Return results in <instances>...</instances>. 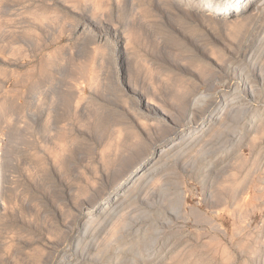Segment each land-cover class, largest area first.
<instances>
[{
    "label": "rangeland",
    "instance_id": "rangeland-1",
    "mask_svg": "<svg viewBox=\"0 0 264 264\" xmlns=\"http://www.w3.org/2000/svg\"><path fill=\"white\" fill-rule=\"evenodd\" d=\"M204 2L0 0V264H264V13ZM236 96L247 112L195 138Z\"/></svg>",
    "mask_w": 264,
    "mask_h": 264
},
{
    "label": "bare ground",
    "instance_id": "bare-ground-1",
    "mask_svg": "<svg viewBox=\"0 0 264 264\" xmlns=\"http://www.w3.org/2000/svg\"><path fill=\"white\" fill-rule=\"evenodd\" d=\"M160 1V0H159ZM172 2H173V4L175 3V4H177V5H180V4H182V2H183V4H189V2L190 1H192V0H189V2L187 3V2H185V0H171ZM206 2H204V4H203V8L204 7H206V8H209V7H211L212 8V12L211 13H208V14H206V17H210L211 19H215V18H217V19H223V20H227L228 18V16H235V15H237V13L239 12L240 13V15H241V13H243V12H245V10H246V16L244 17V18H246V20H248L249 21V19L251 20V19H255L257 16H261L263 13H264V0H221L219 3H216L215 1H213V0H205ZM218 2V1H217ZM171 3V2H170ZM187 7V6H186ZM248 8V9H247ZM202 10V9H201ZM238 13V14H239ZM203 14V13H202ZM245 14V13H244ZM196 15H198V16H200L201 15V13L200 14H198V13H196ZM239 15V16H240ZM203 16H205V15H203ZM201 17H202V15H201ZM229 18H231V17H229ZM262 18V17H261ZM200 19H203V18H200ZM238 19V18H237ZM216 20V19H215ZM236 20V19H235ZM218 22H219V20H218ZM243 22H244V20H243ZM242 22V23H243ZM245 22H247V21H245ZM255 22V21H254ZM222 23V22H221ZM241 23V22H240ZM257 23V22H256ZM216 24V23H215ZM236 24V23H235ZM238 24V23H237ZM235 25V26H239V24L238 25ZM245 24V23H244ZM258 24V23H257ZM221 25V24H220ZM227 25V24H226ZM263 26V25H262ZM241 27V26H240ZM242 27H243V25H242ZM241 27V28H242ZM253 27V26H252ZM239 28V27H238ZM240 28V29H241ZM234 29V28H233ZM240 29H237V31L238 30H240ZM235 30H236V28H235ZM242 30V29H241ZM241 30H240V32H241ZM236 31V33H238ZM242 32H243V30H242ZM241 32V33H242ZM233 34L232 35H234L233 36V39L236 37V36H239L240 35V33H239V35L237 34V35H235L234 33L235 32H232ZM252 34H253V32H252ZM260 34V33H259ZM231 37V36H230ZM263 37H264V35H263ZM232 39V40H233ZM261 44V46L260 47H262L263 46V44H262V42L260 43ZM248 49V48H247ZM259 50V49H258ZM263 50V49H262ZM120 51V50H119ZM246 51H248V50H246ZM253 51V50H252ZM264 51V50H263ZM246 53V52H245ZM250 53H251V51H250ZM249 55V54H248ZM253 56V55H252ZM252 56H250L251 58H252ZM249 57V56H248ZM247 57V58H248ZM263 58H264V56H263ZM251 60V59H250ZM257 60V59H256ZM260 60V59H259ZM258 60V61H259ZM252 62H254V61H252ZM256 62V61H255ZM261 62V65L260 66H262V64H264V62H262V60L260 61ZM259 66V65H258ZM260 68V70H261V67H259ZM264 70V69H263ZM243 72V71H242ZM245 73V72H244ZM264 75V72H262V76ZM261 76V75H260ZM250 77V76H249ZM263 78L264 77H262V80H263ZM246 79V78H245ZM237 84V83H236ZM251 85V84H250ZM235 87L239 90H241V91H243V90H245V89H247V87H248V83H247V81H245L244 79L243 80H240V82L237 84V85H235ZM251 87V86H250ZM249 87V89H252V88H250ZM236 89V90H237ZM248 89V90H249ZM233 90H235L234 89V87H233ZM246 92V91H245ZM244 92V93H245ZM235 93V92H234ZM234 93H232V94H234ZM180 95V94H179ZM237 95V94H236ZM238 96H240V95H238ZM241 98V97H240ZM223 98L222 97H220V99H217V100H215V101H213L212 103H210L208 106V110H210V114H209V117L207 116V117H205V118H201L198 122H196V124L194 123L192 126H195L196 127V129L198 128H200V131H198V132H196L195 133V135H196V137L195 138H200L203 134H205V133H207V131H209L210 133L209 134H211V132H212V130H214L215 132H216V130H217V128L219 127V128H221L222 130L224 129V126L222 125L223 123H225L227 120H225L222 124H221V121H222V118L223 117H225L227 114H228V116H231L230 114L232 113V112H234V111H236V112H238L237 110H240L241 112H239V113H242V115H244V113H246L247 111H243V109H241L242 107H241V105H239V106H237V104L239 103V100H238V97L236 96V97H233L230 101H227V100H222ZM194 100V105L196 104L197 105V103L198 104H202V105H204L205 104V102H206V99H205V97H203L202 95H199L198 97H196L195 99H193ZM224 102V104H222V105H224L223 106V111H221V114H220V112L219 111H216V106H217V104L218 103H220V102ZM138 102V101H137ZM193 105V106H194ZM233 105H236V106H233ZM205 108V107H204ZM207 108V107H206ZM188 112V111H187ZM222 112H223V114H222ZM236 112H234V114L236 113ZM238 113V114H239ZM233 114V113H232ZM237 114V115H238ZM262 114V113H261ZM241 115V114H240ZM239 116V115H238ZM232 117V116H231ZM237 117V116H236ZM241 117H243V116H241ZM227 118V117H226ZM238 118H240V117H238ZM237 118V119H238ZM231 119V118H230ZM233 119V118H232ZM241 119V118H240ZM230 121V120H229ZM237 122V121H236ZM226 125H227V123H225ZM249 124V123H248ZM217 127H216V126ZM216 127V128H215ZM226 127V126H225ZM236 127V126H235ZM254 127V126H253ZM221 129H219V130H217L218 132H216V133H218V135H219V133H221ZM251 129V128H250ZM254 130V129H253ZM252 130V131H253ZM254 132V131H253ZM199 133H201L200 135H198ZM213 134V133H212ZM190 135H192V134H184L183 136H181V137H179V138H177V139H175V140H173L172 142H170V143H168V145L167 146H163V147H161V148H159L158 150H156V151H154L151 155H149V156H147L145 159H143L139 164H138V168H136V170H137V172L136 171H132L131 173H130V175L125 179V180H123V181H121V182H119L115 187H113L112 188V190H111V192L110 193H108L107 195H106V197L104 198V204H102V205H104V206H99L98 204L96 205V206H94V207H91L89 210H88V212H85V213H83V214H81V220H83V222H84V224L83 225H80V226H82V229L83 230H87V227H88V224L90 223L89 221L91 220V222H92V220H95L94 218L96 217H98L99 215H101L102 214V212H105V213H110L117 205H119V204H121L124 200H125V197H126V189L128 188V186L130 187V185L131 184H133V182H136L137 180H140V179H142V178H148L149 177V175H150V173H151V171L153 170L152 169V167L155 165V163L161 158V157H163V156H165L166 154H167V152L170 150V149H173L175 146H177L178 144H180L181 142H183V140H185V139H187ZM255 136V135H254ZM190 139H191V136H190ZM194 139V138H193ZM192 139V140H193ZM182 140V141H181ZM198 140V139H197ZM226 141V140H225ZM232 142V141H231ZM222 144V143H221ZM226 144V143H225ZM188 145V144H187ZM220 146V145H219ZM212 148V147H211ZM231 149V148H230ZM230 149L229 148H227V150H229V151H227L226 152V155L227 154H230L232 151H230ZM177 150V149H176ZM198 150H200V149H198ZM225 151V150H224ZM150 152V151H149ZM183 153V152H182ZM224 154V153H223ZM172 155V154H171ZM142 159V158H141ZM160 161V160H159ZM166 164V163H165ZM212 165V164H211ZM157 167V166H156ZM152 169V170H151ZM136 172V173H135ZM135 173V174H134ZM138 174H139V177H138ZM152 174V173H151ZM155 174V173H154ZM1 179H2V172H1V169H0V187H1ZM152 180V179H151ZM130 181H132L131 182V184H130ZM137 183H139L138 181H137ZM146 183V182H145ZM134 186V185H133ZM134 190V189H133ZM129 191V190H128ZM113 192V193H112ZM234 192V191H233ZM113 194V196H114V198H111V196L109 195V194ZM132 192H130V194H131ZM127 199V198H126ZM127 203V202H126ZM1 206V205H0ZM105 210H107V211H105ZM110 211V212H109ZM101 213V214H100ZM102 216V215H101ZM115 216V215H114ZM117 217H119V216H117ZM121 217V216H120ZM124 217V216H123ZM123 217H122V219H123ZM102 218V217H101ZM126 218V217H125ZM118 219V218H117ZM121 218H120V220H122ZM98 220V219H97ZM116 222H117V220H115ZM114 221V222H115ZM82 222V223H83ZM89 222V223H88ZM99 222V221H98ZM103 222V221H102ZM122 222V221H121ZM127 222V221H126ZM125 222H123V224H124ZM92 224V223H91ZM118 224H119V222H118ZM126 224V223H125ZM90 225V224H89ZM98 225V224H97ZM96 225V226H97ZM100 225V224H99ZM117 226V225H116ZM124 226V225H123ZM93 227V226H92ZM118 227V226H117ZM118 228H120V226L118 227ZM124 228V227H123ZM81 229V230H82ZM121 229V228H120ZM114 230V229H113ZM119 230V229H118ZM118 230H117V232H118ZM110 231V230H109ZM121 231V230H120ZM119 231V232H120ZM85 232V231H84ZM116 232V233H117ZM140 232V231H139ZM73 233V232H72ZM105 233V232H104ZM108 235V234H107ZM116 235V234H115ZM72 236V235H71ZM78 236V235H77ZM113 236H114V234H113ZM117 236V235H116ZM73 237V236H72ZM76 237V236H75ZM78 237H80V236H78ZM76 239V238H75ZM110 240H112V238L110 239ZM75 241V240H74ZM68 242V241H67ZM107 242V241H106ZM111 242V241H110ZM69 243V242H68ZM81 243V242H80ZM79 243V244H80ZM108 243V242H107ZM78 244V243H77ZM76 244V245H77ZM78 246V245H77ZM80 247V246H79ZM69 248H70V246H69ZM83 249H85V248H83ZM63 251H65V250H63ZM84 251V250H83ZM89 252V251H88ZM102 252V251H101ZM101 252L99 253V254H101ZM64 253V252H63ZM67 254H69L68 252H67ZM71 254V253H70ZM90 254V253H89ZM62 256V255H61ZM65 256V255H64ZM68 256V255H67ZM66 256V257H67ZM84 256H85V253H84ZM95 256V255H94ZM98 256V255H97ZM65 257V258H66ZM83 257V256H82ZM87 257V256H86ZM94 258V257H93ZM75 259V258H74ZM78 259V258H77ZM76 259V260H77ZM80 259H84V258H80ZM75 260V261H76ZM86 260V259H85ZM68 261V260H67ZM78 261V260H77ZM66 263V262H65ZM75 263V262H74ZM83 263H85L84 261H83ZM59 264H61L60 262H59ZM68 264H71V262H69Z\"/></svg>",
    "mask_w": 264,
    "mask_h": 264
}]
</instances>
